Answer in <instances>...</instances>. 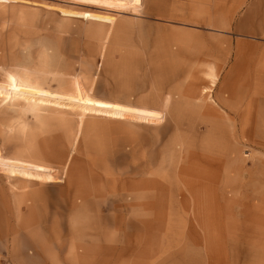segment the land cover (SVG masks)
Here are the masks:
<instances>
[{
  "label": "rangeland",
  "instance_id": "obj_1",
  "mask_svg": "<svg viewBox=\"0 0 264 264\" xmlns=\"http://www.w3.org/2000/svg\"><path fill=\"white\" fill-rule=\"evenodd\" d=\"M251 1L256 25L233 28L236 36L255 34L259 42L246 48L258 57L264 0ZM194 2L203 10L180 28L169 21L179 10L171 0H0V92L16 96L0 97V264H264V88L237 89L236 184L228 195L219 194L221 183L197 177L198 157L163 156L169 115L81 109L109 110L85 95L140 108L139 93H156L152 86L168 76L182 104L194 107L195 88L209 86L219 60L220 82L237 80L232 52L244 44L205 25V14L216 17L227 4ZM10 75L39 82L16 89ZM26 98L63 108L32 110ZM27 146L55 159L52 169L22 163Z\"/></svg>",
  "mask_w": 264,
  "mask_h": 264
},
{
  "label": "bare ground",
  "instance_id": "obj_2",
  "mask_svg": "<svg viewBox=\"0 0 264 264\" xmlns=\"http://www.w3.org/2000/svg\"><path fill=\"white\" fill-rule=\"evenodd\" d=\"M135 1L139 2L140 0ZM43 65H47V62H43ZM219 67V65H216L217 71L214 69V66L209 67L210 74H208V77L211 79L209 86L204 87L202 90L198 87L195 88L198 100L194 107H186L182 104L183 92L179 86L174 84L173 79L175 78H172L173 76H168L166 80H160L156 86H152L151 92L152 90L156 91V93H154L155 95L153 93H149L148 95H144V92L139 93L136 104L140 108H127V106H123L119 103L94 100L85 95V99H83L84 102L101 106L104 109L109 108V110H98L94 108L81 109L83 112H94V110L104 112L106 115L117 118H124L125 114L123 112L127 110L148 114L153 117L160 116L161 113L169 115L173 119L171 125L172 133L168 137L167 143L164 146L165 148L162 151L163 156L170 162H172L175 152L182 153L188 158L194 156L198 157L199 160H197V162L203 167L201 170L198 168L196 171L197 177L208 179L213 183H221L222 188L219 189V194L221 195L232 194L236 179L234 174L235 163L233 161L235 151L231 148V141L234 137L232 129L236 122L235 107L237 102L236 97L239 96V92L235 87V83L229 77L220 82L217 76L220 71ZM9 80L11 81V85L16 89L23 86L32 87V82H39V79L35 80L30 76L18 79L16 76L10 75ZM74 84L78 85L81 90L78 82H74ZM152 94L155 97H150ZM0 97L4 102H11L16 98L15 94L12 92H0ZM26 99V105L32 110H39L46 104L56 107L61 106V108H63L61 104H50L42 100H31V98ZM152 99H155L156 102H152ZM116 100H121V98H117ZM152 108L158 110H153ZM139 118L142 119V117ZM225 121H229V126L226 125ZM246 122L244 126L247 128L251 127L253 117H248ZM203 129H205L204 132L201 131ZM135 139L136 138H134V140ZM116 143L117 141L112 139L111 145L114 146ZM26 148L27 149L19 153V156L25 161L22 163L41 167L43 169H46L47 166L50 168L52 167L48 163L55 159H50L49 156L44 153L42 154L35 151L32 146H27ZM16 159L20 158L16 157ZM15 172L14 170L9 171L12 175ZM19 173L24 176L32 177V174H28L26 170H20ZM47 179L49 182H52V179L43 177V180ZM27 187L28 185H25L16 189L22 191L27 189ZM40 187V189L34 191L37 196L43 192V184ZM26 194L27 193L23 191L16 193V196L18 198ZM17 198L15 201L18 206L26 201L22 198ZM2 207L3 205L0 204V210H2ZM80 222L87 223L86 221ZM81 225L82 226L79 227L82 229L87 227L83 224ZM77 226L78 224L75 227Z\"/></svg>",
  "mask_w": 264,
  "mask_h": 264
},
{
  "label": "crops",
  "instance_id": "obj_3",
  "mask_svg": "<svg viewBox=\"0 0 264 264\" xmlns=\"http://www.w3.org/2000/svg\"><path fill=\"white\" fill-rule=\"evenodd\" d=\"M176 8L179 10L170 14L169 21L174 24V26L180 28H187L193 23L189 20L190 13L193 10H198L201 12L203 7L196 5H190L191 0H171ZM227 5L222 9L221 12L214 17L213 14L206 15L205 25L213 27L216 31L221 33L230 34V40L232 42H240L244 44L243 48H238L237 54H233V61L231 69L232 76L236 73V69L238 70L237 80L231 78L234 83H240L243 85L235 86L236 89H262L264 86L255 87L249 85L251 83H259L264 84V70L257 71L253 70L256 66L264 67V54L258 57L252 55V50L246 48L250 47L253 44L258 43V39H256L255 34L251 32L249 34H245L243 36L237 35L236 30L233 27L243 26L246 23H250L251 25H256L254 22L255 16L252 14L251 10V0H223ZM210 18V21L208 19ZM216 18V20L214 19ZM264 18V15L263 17ZM260 18V19H262ZM226 27H230L229 29ZM239 43V44H240ZM258 58V59H257ZM217 65H221V61H217ZM227 78V77H226Z\"/></svg>",
  "mask_w": 264,
  "mask_h": 264
}]
</instances>
